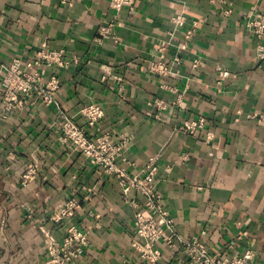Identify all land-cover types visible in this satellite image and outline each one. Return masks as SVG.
<instances>
[{
  "label": "crops",
  "instance_id": "crops-1",
  "mask_svg": "<svg viewBox=\"0 0 264 264\" xmlns=\"http://www.w3.org/2000/svg\"><path fill=\"white\" fill-rule=\"evenodd\" d=\"M260 17L264 0H0V65L41 50L70 62L42 68L59 81L53 104L29 100L3 118L0 100V264L46 258L48 236L60 242L68 226L55 214L72 198V223L88 237L73 264H146L135 245L143 197L126 198L62 142V113L87 134L127 140L130 175L158 158L155 188L179 236L228 260L252 250L248 264H264V61L246 26ZM92 103L105 112L94 128L81 114ZM159 249L162 264H188L180 247Z\"/></svg>",
  "mask_w": 264,
  "mask_h": 264
},
{
  "label": "built area",
  "instance_id": "built-area-1",
  "mask_svg": "<svg viewBox=\"0 0 264 264\" xmlns=\"http://www.w3.org/2000/svg\"><path fill=\"white\" fill-rule=\"evenodd\" d=\"M127 0H113V6L120 8ZM247 29L257 42L258 58L264 61V17L249 19ZM102 33L106 29L102 28ZM58 66L69 68L70 62L64 58L62 51L37 52L33 59L16 58L8 65H0V100L4 105L2 117L6 118L17 108L31 100L34 103L51 105L55 101L59 89L56 77L45 81L42 68ZM155 72L166 75L165 68L159 65L153 68ZM230 77L227 70L219 73L218 80ZM159 108L165 106L162 100L155 101ZM82 116L87 120L90 128H94L104 118L103 108L92 103L81 109ZM58 130L63 143H69L73 151L82 155L90 165L103 170L109 176L115 177L122 187L123 194L128 198L130 192L140 194L144 202L135 212V232L144 243L136 245L146 264H162L163 255L159 249L160 244L172 248L180 247L185 251L188 264H248L254 257L252 250H247L242 256L231 260L218 254L209 252L201 239H184L174 230V222L170 213L164 209L161 199L155 188V177L158 172V158L149 159L142 176L130 175L123 168L126 162L125 153L128 147L127 140L114 142L110 134H87L67 114H61ZM205 126L203 118L185 123V129L190 134ZM35 174V167L23 176L22 184H28ZM81 208V201L72 198L59 207L54 221L68 224L66 234L58 242L48 236L47 256L39 264H73L79 260L84 248L88 244L87 234L80 230L72 219Z\"/></svg>",
  "mask_w": 264,
  "mask_h": 264
}]
</instances>
